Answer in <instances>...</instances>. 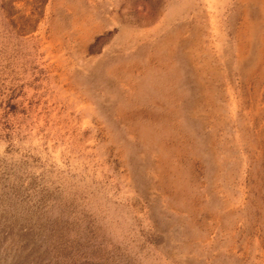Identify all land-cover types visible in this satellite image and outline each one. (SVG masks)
<instances>
[{
  "label": "rangeland",
  "instance_id": "rangeland-1",
  "mask_svg": "<svg viewBox=\"0 0 264 264\" xmlns=\"http://www.w3.org/2000/svg\"><path fill=\"white\" fill-rule=\"evenodd\" d=\"M0 264H264V0H0Z\"/></svg>",
  "mask_w": 264,
  "mask_h": 264
}]
</instances>
